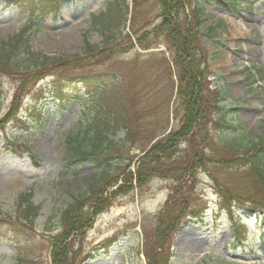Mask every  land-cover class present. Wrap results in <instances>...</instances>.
<instances>
[{"label":"rangeland","instance_id":"1","mask_svg":"<svg viewBox=\"0 0 264 264\" xmlns=\"http://www.w3.org/2000/svg\"><path fill=\"white\" fill-rule=\"evenodd\" d=\"M110 3H117L120 10L116 21L93 28L90 17L107 12ZM136 3L148 18L157 12L154 0ZM238 3L205 5L203 10L200 30L210 88L221 90L225 121L235 130L215 136L206 150L208 168L197 170L193 181L182 185L186 213L202 217L203 222L188 215L167 231L162 251L169 264H264L260 209L264 186L247 167L228 169L222 164L254 144H261L264 151V0ZM132 4L133 0H59L32 15L0 0V43L28 26L33 55L78 57L86 44L103 51L85 67L71 65L66 73L74 75L66 77L63 89L53 86L49 77L27 85L16 111L11 110L12 97L19 79L0 74V213L9 217L7 221L15 217L16 200L26 192L39 208L32 227L14 232L0 216V264H51V242L62 230L61 213L74 198L90 193L104 167L116 185L103 187V195L117 196L96 217L85 239L75 244V252L81 259L91 257L82 264H146L145 253L157 242V217L173 182L158 177L137 188L133 181L130 189L125 178L136 171L141 151L158 136L167 117L173 125L169 86L172 81L176 84V76L172 71L170 81L165 70L170 55L163 39L154 40L149 50H139L135 44L130 49L125 35ZM83 75H95L89 87L80 82ZM150 79L157 82L154 90ZM100 80L106 84L102 91ZM96 87L100 93H92ZM112 111L125 115L126 123L110 135V153L73 160L69 156L73 148L90 152L92 135H86L87 126L95 116L105 119L103 114ZM6 115H11L7 123ZM127 133H133L131 139ZM221 189L230 198L241 199L231 201L230 207L243 245L234 236ZM253 201L257 205L251 213L247 208Z\"/></svg>","mask_w":264,"mask_h":264},{"label":"trees","instance_id":"2","mask_svg":"<svg viewBox=\"0 0 264 264\" xmlns=\"http://www.w3.org/2000/svg\"><path fill=\"white\" fill-rule=\"evenodd\" d=\"M5 2L8 5L16 6L20 11L33 15L35 11L39 12L40 7L44 4L54 6L58 0H5ZM154 3L157 12L154 17L148 18L149 15L144 13L142 7H139L140 4L133 0V11L128 27L129 34L125 35V40L128 41L130 49L134 48L133 44H135L139 50H149L155 45L154 40L163 39L162 42L170 55V62L166 61L165 70L170 81L172 71L176 76V84L172 81L169 86L170 99L176 92L171 110L174 125L167 132L169 127V117H167L165 125L157 136L160 138L141 151L143 155L137 161L136 171L132 175L131 173L126 174L125 180L130 189L134 188L133 181L137 188L146 186L152 178L170 179L173 182L169 200L160 209L157 217L155 229L157 242H153L151 250L148 249L145 253L146 264H169L168 256L162 251L163 244L169 235H167V231L170 232L172 228H177L176 225L182 223L188 215L198 218L193 213H186L187 200L183 199L181 195L182 185L193 181L197 170L208 168L211 160L206 150L214 142L215 136L235 130L230 123L225 121L226 113L221 109V104L224 101L221 90L210 88L211 83L208 80L210 71L207 68V56L202 48L203 37L200 30L201 25L205 22L203 10L205 5L226 7L237 6L239 3L238 0H201V4L193 3V0H154ZM108 9L105 14L91 17L93 28L100 23L109 24L116 21L119 8L116 5H110ZM125 22L126 19L123 24ZM27 31L28 28L24 27L16 35L0 43V74L19 79L12 97L11 110L13 111L17 110L16 105L27 85H34L36 82L50 77L52 84L58 86L67 79L66 77L74 75L66 73L71 65L74 68L79 65L78 68H81V66H86L87 62L97 59L103 54L101 49L98 50L97 47L86 44L84 54L78 57L55 59L33 55L30 52ZM92 77L83 75L80 77L81 82L89 87ZM151 80L154 90L157 88V82ZM100 84H102V91L106 84L104 81H101ZM101 91L96 87L92 93L97 94ZM103 116L107 117L104 119V117L95 116L92 124L87 126L86 135L88 133L92 135L89 138L90 145L88 146L90 152H85L80 147L73 148L69 155L73 160H80L85 155L98 158L104 152L105 154L110 153L109 147L112 143L110 135H113L120 126H124L126 116L115 111L104 113ZM10 117L11 115H6L4 121L9 122ZM1 122L0 128L3 126ZM96 123H100V125L96 127ZM212 133L214 134L212 135ZM132 134L128 135L127 133L128 139H131L129 136ZM254 146L243 154L236 152V156L226 159L222 164L228 169L247 167L248 173L264 186V151L261 144H254ZM100 170L103 174L99 183L90 193L74 198L72 203L61 213L62 230L53 236L51 242L53 247L50 253L51 264H82L87 260L88 257L82 259L78 257V253L75 252V244L85 239L86 231L91 228L94 219L103 210L110 207L111 200L117 196L116 192H112L107 194L110 199L107 196L104 197L103 187L116 185L114 182L116 180H111L105 167ZM219 192L223 194L225 190L221 189ZM222 197L225 199V207L229 211L231 201L241 200L237 196L235 199L230 198L225 193ZM250 205L254 210L257 203L253 201L250 202ZM15 206L16 218L13 216L7 221L9 217L0 213V216L5 217V226L12 232L21 226L32 227L39 217V208L32 204L31 193L20 194ZM261 208L262 226L264 227V205H261ZM229 216L232 217L230 212ZM232 222L236 236L240 228L233 219ZM238 241L243 243L242 240L238 239Z\"/></svg>","mask_w":264,"mask_h":264}]
</instances>
